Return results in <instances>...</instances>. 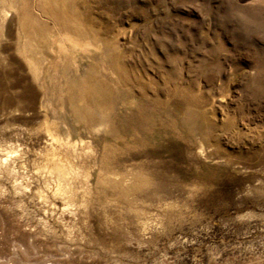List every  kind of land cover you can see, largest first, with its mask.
Masks as SVG:
<instances>
[{
	"label": "rangeland",
	"instance_id": "rangeland-1",
	"mask_svg": "<svg viewBox=\"0 0 264 264\" xmlns=\"http://www.w3.org/2000/svg\"><path fill=\"white\" fill-rule=\"evenodd\" d=\"M0 264H264V0H0Z\"/></svg>",
	"mask_w": 264,
	"mask_h": 264
},
{
	"label": "bare ground",
	"instance_id": "bare-ground-1",
	"mask_svg": "<svg viewBox=\"0 0 264 264\" xmlns=\"http://www.w3.org/2000/svg\"><path fill=\"white\" fill-rule=\"evenodd\" d=\"M3 15H4V16H5V15L7 16V13L4 11V12H3Z\"/></svg>",
	"mask_w": 264,
	"mask_h": 264
}]
</instances>
